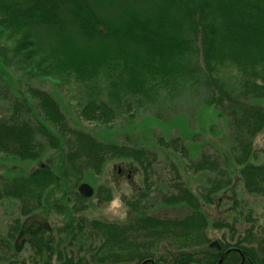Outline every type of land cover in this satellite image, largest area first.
<instances>
[{
  "label": "trees",
  "instance_id": "16d2710c",
  "mask_svg": "<svg viewBox=\"0 0 264 264\" xmlns=\"http://www.w3.org/2000/svg\"><path fill=\"white\" fill-rule=\"evenodd\" d=\"M0 65L26 84L18 97L0 77V102L11 111L0 116L1 153L37 161L45 149L63 145V179L80 182L121 160L139 166L146 186L129 201L138 214L132 222L92 221L89 227L82 219L70 225L71 237L59 238L33 224L23 228L31 255L20 261L17 254L4 253L0 264H264V223L256 225L251 215L243 234L234 222L214 221L212 227L226 235L217 240L220 247H211L202 203L214 204L216 195L233 183L219 157L205 150L195 160L185 138L160 137L158 145L178 154L189 172L214 178L209 188L194 192L171 163L173 173L165 182L171 192L162 201L183 204L192 213L181 219L146 215L159 156L130 136L123 143H107L73 127L52 94L30 85L31 75L76 84L78 117L104 126L121 115L133 121L149 106L203 91L205 105L226 120L245 191L264 197V166L247 165L254 140L264 130L259 104L264 102V0H0ZM225 70L239 73L235 83L222 77ZM162 115L156 113L159 119ZM62 178L45 164L19 177L0 176V202L19 201L21 215L28 217ZM102 193L105 201L111 198L109 190ZM21 232L19 218L9 240ZM69 238L82 247L88 241L100 243L86 250L87 256L71 250ZM1 248L12 246L6 242Z\"/></svg>",
  "mask_w": 264,
  "mask_h": 264
},
{
  "label": "rangeland",
  "instance_id": "374dc122",
  "mask_svg": "<svg viewBox=\"0 0 264 264\" xmlns=\"http://www.w3.org/2000/svg\"><path fill=\"white\" fill-rule=\"evenodd\" d=\"M239 73L235 70H225L222 77L228 82L235 83ZM0 77L6 86L16 93V96L23 97L26 84L20 83V77L10 70L0 65ZM30 85L40 88L52 94L60 103L66 116L73 127L91 132L95 137L103 142L126 141L130 136L141 146L150 149L159 156L158 166L155 168L153 180V189L147 208L143 211L146 215L159 218L181 219L192 213V210L183 204L167 205L162 201V196L170 193V189L165 183L172 176L170 164L174 163L179 168L180 174L187 186L194 192L200 189L209 188L214 176L208 172L194 174L189 172L181 157L171 150H167L158 145L160 137L185 138L184 142L189 146L192 158L198 160L205 150L213 156L219 157L228 170L232 178V185L219 192L215 197L214 204L202 203V212L209 221L208 236L212 242H218L226 231L217 230L212 227L216 220H227L236 223L238 233L243 234L245 229L250 227L247 221V215H251L255 224L264 223V197L251 195L243 187L240 176L242 166L237 165L230 152V139L228 138V126L226 120L218 115V112L205 105L204 92L197 95L185 93L174 101H164L157 105H152L139 113L133 121L126 116L121 115L119 119L110 126H104L96 123L84 122L78 117L80 90L76 84L63 83L56 77H38L32 76ZM26 82L25 79H22ZM21 80V81H22ZM23 82V81H22ZM30 99V98H28ZM31 100V99H30ZM264 107V102L260 101ZM163 113L159 119L156 113ZM11 111L8 109V103L0 102V116H9ZM198 135L197 138L193 136ZM125 140V141H124ZM255 153L250 158L247 165L264 166V130L258 134L254 140ZM66 147L61 145L58 148L45 149L41 158L37 161H27L0 152V176L5 178H14L26 175L34 171L41 164L50 167L60 178L65 168ZM61 180V179H60ZM82 183L91 185L94 189V196L82 201L78 194L79 186ZM113 185H130V192L124 196L128 206V216L125 221L113 220L107 218L100 209L106 202L107 194L103 191L109 190L111 197L113 195ZM143 173L135 163L127 161H111L103 169L100 175L88 173L83 180L63 179L51 187L42 197L43 205L32 215L23 217L21 215V204L17 200H3L0 202V257L4 253L17 254L21 261L31 255L30 244L27 229H31L33 224L37 227H46L49 235L59 238L64 234L72 236L69 229L71 224H76L84 219L86 225L90 227L92 221H102L117 224L132 222L138 218V214L129 207V201L138 198L145 190ZM102 193V198L100 196ZM21 219L22 230L16 239L9 240L8 234L11 226L16 219ZM25 228V230L23 229ZM27 232V233H26ZM72 238L67 240L71 250L80 251L85 255V251L99 245L88 241L85 247ZM97 240H99L97 238ZM8 242L12 249H2L1 245ZM80 247L82 248H79ZM77 248V250H76Z\"/></svg>",
  "mask_w": 264,
  "mask_h": 264
},
{
  "label": "clouds",
  "instance_id": "9594fccd",
  "mask_svg": "<svg viewBox=\"0 0 264 264\" xmlns=\"http://www.w3.org/2000/svg\"><path fill=\"white\" fill-rule=\"evenodd\" d=\"M129 192L130 185H113V195L100 211L109 219L125 221L128 216V206L124 196L128 195Z\"/></svg>",
  "mask_w": 264,
  "mask_h": 264
},
{
  "label": "water",
  "instance_id": "95a60500",
  "mask_svg": "<svg viewBox=\"0 0 264 264\" xmlns=\"http://www.w3.org/2000/svg\"><path fill=\"white\" fill-rule=\"evenodd\" d=\"M79 193L84 197V198H92L94 196V189L91 185L87 183H82L79 186ZM220 247L218 242H213L211 243V247Z\"/></svg>",
  "mask_w": 264,
  "mask_h": 264
}]
</instances>
